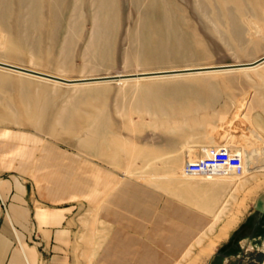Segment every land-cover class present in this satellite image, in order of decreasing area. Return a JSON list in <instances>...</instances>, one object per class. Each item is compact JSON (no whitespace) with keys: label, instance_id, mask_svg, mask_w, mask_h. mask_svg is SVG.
I'll return each mask as SVG.
<instances>
[{"label":"rangeland","instance_id":"1","mask_svg":"<svg viewBox=\"0 0 264 264\" xmlns=\"http://www.w3.org/2000/svg\"><path fill=\"white\" fill-rule=\"evenodd\" d=\"M263 54L264 0H0V61L65 78L249 62ZM8 142L19 167L31 149L32 174L65 173L69 183H78L92 160L196 205L207 193L190 185L223 184L212 225L175 263L206 264L202 247L224 221L234 214L242 220L264 199V66L74 84L0 68L1 147ZM210 145L239 150L244 172L185 174V162ZM47 147L60 152L58 160L45 158ZM244 247L229 264H264L255 258L264 243Z\"/></svg>","mask_w":264,"mask_h":264},{"label":"crops","instance_id":"2","mask_svg":"<svg viewBox=\"0 0 264 264\" xmlns=\"http://www.w3.org/2000/svg\"><path fill=\"white\" fill-rule=\"evenodd\" d=\"M14 145L0 143V264H175L212 225L224 196L219 182L190 185L207 193L196 205L92 160L84 163L87 173L78 183H69L71 175L65 173L35 175L28 160L31 149L24 150L19 167ZM46 151V159L61 155L54 148ZM239 226L251 232L234 241L240 247L229 253L226 238ZM263 243L264 199L242 220L228 217L216 238L202 247L201 258L207 257L206 264H229L239 248ZM255 258L264 262L263 251Z\"/></svg>","mask_w":264,"mask_h":264},{"label":"water","instance_id":"3","mask_svg":"<svg viewBox=\"0 0 264 264\" xmlns=\"http://www.w3.org/2000/svg\"><path fill=\"white\" fill-rule=\"evenodd\" d=\"M264 62V54L249 62L222 64V65H210L202 66L188 69H168L159 71H149L140 73H126V74H114V75H104L96 77H85V78H65L50 73L34 70L31 68L23 67L17 64H12L8 62L0 61V68L5 70H10L14 72H19L21 74H27L29 76H34L37 78H43L46 80L57 81L62 84H74V83H88V82H98V81H110L117 79H132V78H142V77H152V76H162V75H174L181 73H194V72H204V71H216V70H227V69H237V68H249L254 67L258 64Z\"/></svg>","mask_w":264,"mask_h":264},{"label":"built area","instance_id":"4","mask_svg":"<svg viewBox=\"0 0 264 264\" xmlns=\"http://www.w3.org/2000/svg\"><path fill=\"white\" fill-rule=\"evenodd\" d=\"M183 171L187 175L205 177L241 175L244 171L243 157L239 150L229 146H205L202 157L186 161Z\"/></svg>","mask_w":264,"mask_h":264},{"label":"trees","instance_id":"5","mask_svg":"<svg viewBox=\"0 0 264 264\" xmlns=\"http://www.w3.org/2000/svg\"><path fill=\"white\" fill-rule=\"evenodd\" d=\"M243 232V227L240 226L232 236L229 238V243L227 245H232L234 241L238 242L241 238H243L246 234L242 233ZM237 249L234 248L233 250H230L229 253H234Z\"/></svg>","mask_w":264,"mask_h":264},{"label":"bare ground","instance_id":"6","mask_svg":"<svg viewBox=\"0 0 264 264\" xmlns=\"http://www.w3.org/2000/svg\"><path fill=\"white\" fill-rule=\"evenodd\" d=\"M264 66V62H262L261 64H258V65H256V66H254V67H249V68H237L238 70H245V71H247L248 69H259V67L261 68V67H263ZM188 68H195V67H188ZM187 67L186 68H181V69H188ZM234 69H227V70H225V71H233ZM216 71H219V70H216ZM221 71V70H220ZM224 71V70H223ZM244 166V165H243ZM244 172V171H243ZM212 176H207V178H211ZM207 180V179H206ZM234 222V221H233ZM237 223V222H236ZM234 224V223H233ZM230 225V224H229ZM228 225V226H229ZM226 232V231H225ZM206 253V252H205ZM207 258V257H206ZM206 258L204 259L203 258V261H205L206 260ZM202 264V263H201Z\"/></svg>","mask_w":264,"mask_h":264}]
</instances>
